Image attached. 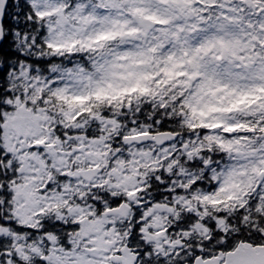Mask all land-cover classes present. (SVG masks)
<instances>
[{"label":"trees","instance_id":"obj_1","mask_svg":"<svg viewBox=\"0 0 264 264\" xmlns=\"http://www.w3.org/2000/svg\"><path fill=\"white\" fill-rule=\"evenodd\" d=\"M105 0H56L53 7L45 0H10L5 18L6 35L0 46V264H10L16 254V243L13 231L22 232V224L15 217L13 184L22 181L21 156L12 152L6 144L4 122L6 116L21 105L30 110L37 107L47 108L49 115L64 117L71 111L70 117H64V126L58 118L51 120L58 130H68L70 135L77 133L97 137L105 132H111L108 145L111 150L121 153L128 148L122 142V136L143 130L180 131L176 160L178 169H190L189 180L185 175H177L176 194L183 195L187 188L201 192L214 191L215 173H221L230 162L223 141L218 133L212 132L210 124L202 118L193 103L189 101L193 93L190 72L172 71L167 65L168 54L174 50L172 34L174 28L164 22L163 8L157 11L145 7L142 14L154 26L148 27V35L144 37L143 49L148 50L151 63L142 72L141 78L131 83L104 82L96 67L101 63L102 52H119L136 50V44L129 40L122 43L123 38L115 37L113 33L102 38L101 46L75 43L74 39L61 41L55 9H62L66 14H73L82 4L98 5ZM123 1V0H119ZM229 5H235L236 0H225ZM208 7V17L213 18L217 12ZM109 12L108 8H104ZM114 10V14H115ZM239 21L247 24L248 32L242 38L247 44V50H263L264 35H256L258 31L249 27L248 20L255 17L249 8L242 10ZM74 21V19H71ZM135 23V22H134ZM185 20L181 26H184ZM188 27L187 25H185ZM186 27V28H187ZM208 27L211 28L209 24ZM136 29L134 26L132 27ZM170 28V29H169ZM235 28V27H232ZM237 33V31L235 30ZM167 33V34H166ZM260 35V34H259ZM255 41H253L254 39ZM98 68V67H97ZM82 72L84 79L67 81L70 72ZM95 74L94 79L87 76ZM67 88V89H66ZM257 102L263 103L264 94L257 91ZM78 94V95H77ZM237 104L236 100L229 101ZM237 111L247 117L242 119L248 129L254 128L253 135L237 133L238 136H257L261 139L264 128V109ZM114 121L113 125H104L100 120ZM81 122V123H80ZM79 127H76L78 124ZM62 132V131H61ZM64 134V133H61ZM223 139L231 137L229 133H220ZM186 143L187 146L183 147ZM163 171V166L160 170ZM151 176L156 177L155 174ZM100 189L96 194H100ZM234 207V208H233ZM187 216V215H186ZM184 212L176 216L174 237L176 247L172 264L192 262L198 254L209 256L220 251L233 249L239 242L246 241L254 244L264 243V184L255 189H247L245 196L238 202L232 201L230 207L224 208L212 205L206 208L201 217L209 225V232L203 233L195 226L188 224ZM189 217V216H188ZM194 211L189 220L192 224L201 218ZM220 221L223 225H220ZM64 232V230H62ZM68 234L69 231H65ZM145 243V241H143ZM170 247L166 249V260L169 261ZM160 258L163 259L161 255ZM16 261V259H14ZM28 264H49L40 260L27 261ZM15 264H26L19 260Z\"/></svg>","mask_w":264,"mask_h":264},{"label":"rangeland","instance_id":"obj_2","mask_svg":"<svg viewBox=\"0 0 264 264\" xmlns=\"http://www.w3.org/2000/svg\"><path fill=\"white\" fill-rule=\"evenodd\" d=\"M179 1L163 0L164 22L162 21V24L177 21L182 16L180 10L177 9L180 8ZM181 1L186 2V0ZM243 1L239 0L238 6L237 3L235 5L223 3L224 22H218L211 28H207L208 41L204 46L190 45L191 40L186 35L187 28L185 25L177 32H173L172 37L174 39L175 34L174 41L177 43L178 49L168 56V59L171 58L170 65L175 66L174 69L185 66L188 71H192L194 77H200L199 88L195 95V107L213 128L226 126L230 134H235L241 125L234 122L235 111L239 110V106L235 103L227 106L228 102L238 98L239 103L245 104V99L249 97L248 91L259 90V88L261 89L260 84L264 83V63L258 62L255 65L256 68L247 72L243 70L242 65L244 64L240 62V58H233L235 53L247 47L246 42L241 37L244 34V28H240L238 24L236 26L235 22L230 19L235 16ZM45 2L49 4V7L56 4V0H45ZM125 4L129 7H126ZM154 5L156 7V0H105L104 5L102 1L98 5L81 3L73 14H66L58 7L54 10L58 16V23L54 29L58 30L61 41L74 39L75 43L93 44L96 47L101 46L99 37L102 34L104 39H106L105 35L110 33L114 34L112 39L121 35L122 43H126L129 38L133 39L137 47L136 50L115 52L114 54L102 52L101 63L97 65L98 68L96 67V73L99 71L101 79L105 83H131L141 78L142 72L151 63L148 50L143 49L142 42L149 33V29L144 25L154 26V22L144 18L142 9L145 7L154 8ZM104 8H108L110 11L105 12ZM114 10L116 11L115 14L113 13ZM126 13H130L131 18L128 19ZM255 13L264 20V11ZM133 20L139 24L135 30L130 29L134 25ZM261 26L259 25L258 28L262 29ZM215 44H217L216 47H214ZM223 49H227L229 58L231 57L230 60L224 59L219 53ZM217 57L221 59L220 66H214ZM236 63L241 66L236 67ZM85 77L82 72L72 71L67 77V81L77 82L78 79L81 80ZM94 77L95 74L87 76L89 80L94 79ZM253 83L257 84L255 86L257 88L252 87L246 90L248 84ZM248 101L254 102V100ZM23 109L24 106L21 105L19 111H16L17 114L23 113ZM43 111L36 114L30 111L27 113L26 119L22 121L13 120L16 115L14 112L12 115H7L4 123L8 148L13 149L21 156V172L24 174L25 181L17 186L16 213L25 220L30 218L31 212L39 205L42 198L50 197L38 195L34 187L51 176L50 168L65 169L72 167L70 159L76 161L80 166H85L87 163L90 165L94 163L109 165L107 175L105 177L100 176L97 183L101 185L111 182L118 188V191H122L124 194L128 193L127 195L131 199H135L142 166L145 164L156 166L164 160L170 162L169 157L177 154L179 146L177 143L162 148L128 147L119 153L111 150L112 146L108 145L113 134L111 132H106L101 137L93 139L67 135L66 138L69 139L66 143L73 149L64 147L65 150H63L62 143L65 142L54 141L51 138L52 134L44 129L47 115ZM101 120L104 125L110 124L113 125L112 129L114 128V121ZM186 146L185 143L183 147ZM32 147L33 149L36 148L31 150ZM41 148H44L43 150L51 155L53 160H50L49 163L44 159V154L38 152ZM226 150L232 160L221 171L222 186L226 194L240 195L244 186L264 182V138L232 136L226 143ZM241 150L244 152L240 153ZM174 160L176 161V158ZM69 176L75 178L76 173L70 170ZM62 195L63 192H59L58 198ZM54 196H57V193H53L52 197ZM216 198L218 197H213V199ZM104 225H106L105 216L87 220L82 231L83 242L105 246L110 236L115 238V231L109 232L106 228L101 231L97 230ZM51 258L60 264H104L100 253H90L83 248H74L69 251L54 249Z\"/></svg>","mask_w":264,"mask_h":264},{"label":"flooded vegetation","instance_id":"obj_3","mask_svg":"<svg viewBox=\"0 0 264 264\" xmlns=\"http://www.w3.org/2000/svg\"><path fill=\"white\" fill-rule=\"evenodd\" d=\"M162 3L163 0H156L159 11H161ZM223 3L224 0H186L185 3L180 0L178 4L180 8L177 9L180 10V15L182 16L177 21L170 22L169 25L174 28V32H177L183 27L181 25L185 20L184 25L188 23V27L186 26V35L191 40L190 45L204 46L208 41V35L206 33L208 25L213 26L218 22H224ZM208 7H212L211 9L213 11L217 10L213 14V18L208 17L206 10ZM246 7L255 16L248 20L249 27L254 28V31L259 30V33H255L256 35H264V20L255 13L264 11V0H245L242 10ZM239 12L241 11L238 10L236 13L237 16L235 14L230 19L232 22H235L234 24L236 26L238 24L240 28H244L243 35H245L248 31L247 24H242L239 21L246 18L238 16ZM259 25H262V29L258 28ZM248 32L253 33V31ZM174 46L176 48L171 50L168 56L177 51L178 45L176 42H174ZM216 46L217 44L214 45V47ZM219 53L222 54L223 58L225 57L224 59L230 60L231 57L229 58L228 51L226 56L223 55V50L219 51ZM233 58H240V62L244 64L242 65L243 70L248 72L256 68L255 65L258 62L264 63V50L250 51L244 48L235 53ZM170 59H168L169 65ZM220 60L217 57L214 66H220ZM235 65L238 68L241 66L239 63ZM170 66L173 69L175 67ZM174 70L180 73L182 70L190 72L194 91L189 101L194 103L195 95L199 88L198 81L200 77H194L192 71H188L185 66L177 67ZM256 85V83L248 84L246 90ZM260 86H264V83H261ZM245 101H248V99H245ZM252 133L255 132L252 131ZM101 136L102 134L97 137L93 136L91 139ZM62 148L65 150L64 145ZM43 149L41 148L38 152L43 153L44 159L49 163L53 159ZM96 165L98 164L94 163L90 165L87 163L85 167ZM101 166L103 167V171L100 176L105 177L109 165ZM161 166H163V171L160 172L158 170H160ZM79 170L74 178L69 176V171L66 168H50L51 176L34 187L38 195L50 197L41 199L42 201L33 209L28 220L20 218L16 213L17 186L23 184L25 179L13 184L15 191L13 196L15 217L20 218L23 222H20L22 224V232H12L17 252L14 255L16 261L12 259L11 262L16 263L19 260L28 258L30 261L40 260L49 264H60L51 258V253L54 249H58V251H69L74 248H83L90 253H100L104 264H121L122 261H118V256L121 254L123 247L127 246L132 252L138 254L137 264H172L176 242L174 241V237L170 235L175 233L177 214L184 212L185 216L187 215L186 221L188 224L207 229L209 225L201 217L206 213L208 206L207 200L217 199L216 201L218 203L221 200V196L218 194L198 190L194 191L192 188H187L185 194L178 196L175 189L178 172L175 162L159 164L152 170L146 169L145 167L142 168L141 177L139 176V188L137 189L135 199H131L127 195L128 193H117L118 188L111 182L100 185L97 183V179L100 176L93 181L83 179L79 175ZM190 171V169L186 168L182 170L188 180L192 174ZM151 174H155L156 177L151 176ZM217 188L221 191L224 190L222 181ZM98 189L101 191L99 195L96 194ZM59 192H63L60 198H58ZM53 193H57V196L52 197ZM213 197L218 198L213 199ZM122 204H126L128 207L127 215L123 216L124 214L122 212L124 210L113 213ZM193 211L201 217L197 218L194 225L189 220ZM104 216L106 218V225L95 229L101 231L106 228L109 232L115 231L116 237L113 238L110 236L105 246L84 243L82 231L86 225V221ZM220 225H223V222H220ZM62 230L64 232L68 230L69 233L65 234ZM167 246L170 247L169 261L166 260ZM161 255L163 259L160 258ZM113 256H116L117 260H113Z\"/></svg>","mask_w":264,"mask_h":264},{"label":"water","instance_id":"obj_4","mask_svg":"<svg viewBox=\"0 0 264 264\" xmlns=\"http://www.w3.org/2000/svg\"><path fill=\"white\" fill-rule=\"evenodd\" d=\"M9 1L10 0H0V46L5 39L4 22ZM179 136L180 132L171 130H161L157 132L144 131L126 135L123 140L126 144L155 142L157 145H165L171 141L177 140ZM98 171V169L90 168L83 170L82 174L85 178L91 180L98 175ZM118 210H124L122 213L126 215L128 207L123 205ZM122 251L123 255L119 256V261H123V264L136 263L138 258L137 254L132 253L128 247H125ZM222 260L223 253L221 252L220 255L208 258H205L203 255H198L191 264H264V244L255 245L250 242H241L235 249L228 251L224 262H222Z\"/></svg>","mask_w":264,"mask_h":264}]
</instances>
